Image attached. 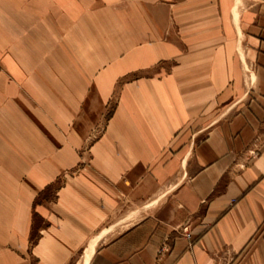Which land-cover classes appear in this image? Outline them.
Instances as JSON below:
<instances>
[{
	"label": "crops",
	"instance_id": "crops-1",
	"mask_svg": "<svg viewBox=\"0 0 264 264\" xmlns=\"http://www.w3.org/2000/svg\"><path fill=\"white\" fill-rule=\"evenodd\" d=\"M44 56L78 58L58 71L94 91L60 129L41 104L51 157L28 190L81 168L33 244L0 228V264H264V0H0V63L54 72ZM54 136L72 137L56 161Z\"/></svg>",
	"mask_w": 264,
	"mask_h": 264
},
{
	"label": "rangeland",
	"instance_id": "rangeland-1",
	"mask_svg": "<svg viewBox=\"0 0 264 264\" xmlns=\"http://www.w3.org/2000/svg\"><path fill=\"white\" fill-rule=\"evenodd\" d=\"M12 51L13 48L10 52ZM52 58L53 62L55 61L53 63L55 71L52 73L24 72L14 74L0 63V228H34L30 245L40 235L39 228H46L50 223L41 209L56 201L62 187L81 168L80 164H77L73 168L61 169L51 185L42 190H28V188H32L31 183L36 172L34 167L37 163H42L41 161L51 157L48 152L34 151L46 145V139H50V136L45 135V132H49V130L46 127L44 129L41 127L42 121L38 118V114H42V112L45 114L41 104H46V100L54 101V113L58 119L53 121V126L54 129H60V118L63 115L62 107L65 108L64 114L67 116L68 111L72 118V116H76L74 111L79 108L78 100L94 91L90 74L78 73L77 71H58L67 68L63 67L65 63L62 60L67 61L66 65L70 60L71 63L68 65L71 66L73 62L76 63L78 58ZM52 58L44 56L43 60L50 61ZM45 64L46 62L38 64L40 65L39 68L42 69ZM22 68L25 69L26 67L23 66ZM33 68L38 69L36 66ZM18 80L27 81L25 85L28 81H33L34 87L19 88L16 83ZM37 81L43 83L40 85L43 88H39V90L35 88L38 85ZM79 83L80 87H78ZM38 91L42 93L41 96L36 95ZM116 106V101L107 105L102 121L87 131L83 145H90L103 133ZM52 138L56 148L52 156L53 160L56 161L58 149L63 146V143L72 144L70 140L72 137L54 136ZM33 155L37 156L36 162H34L35 160L30 162ZM38 172L40 171L38 170ZM6 245L9 250H17L13 244L7 243ZM0 251H4L3 244H0Z\"/></svg>",
	"mask_w": 264,
	"mask_h": 264
}]
</instances>
